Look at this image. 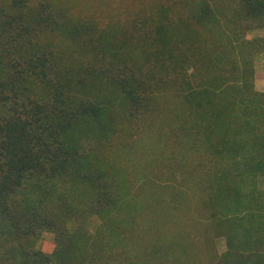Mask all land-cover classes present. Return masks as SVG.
<instances>
[{"label":"rangeland","instance_id":"obj_1","mask_svg":"<svg viewBox=\"0 0 264 264\" xmlns=\"http://www.w3.org/2000/svg\"><path fill=\"white\" fill-rule=\"evenodd\" d=\"M242 2L30 0L52 15L40 37L82 79L145 83L131 102L97 89L108 112L66 138L78 169L16 193L46 196L49 225L4 229L0 264H30L32 250L42 264H226L232 252L264 264V19Z\"/></svg>","mask_w":264,"mask_h":264},{"label":"trees","instance_id":"obj_2","mask_svg":"<svg viewBox=\"0 0 264 264\" xmlns=\"http://www.w3.org/2000/svg\"><path fill=\"white\" fill-rule=\"evenodd\" d=\"M242 6L259 21L264 19V0H243ZM51 20L45 5L35 9L30 0H9L7 5H0V234L5 229L27 237L49 225V219L36 206L46 196L37 195L35 200L27 197L19 203L16 193L27 179H50L78 169L66 138L80 119L99 118L108 112L97 89L107 84L115 96L131 102L145 83L133 75L101 74L82 79L55 49L53 41L40 37ZM156 25V37L168 41L171 29L164 21ZM42 184V188L47 187ZM93 188L100 202L107 194L101 191L103 187ZM107 201L103 208L111 205ZM28 256L30 264L48 259L36 250ZM227 261L256 264L236 252Z\"/></svg>","mask_w":264,"mask_h":264}]
</instances>
